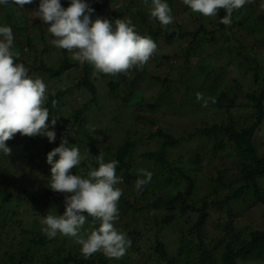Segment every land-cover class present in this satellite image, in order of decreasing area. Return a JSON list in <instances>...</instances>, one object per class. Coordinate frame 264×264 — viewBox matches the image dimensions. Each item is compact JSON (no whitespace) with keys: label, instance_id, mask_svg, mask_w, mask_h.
Returning a JSON list of instances; mask_svg holds the SVG:
<instances>
[{"label":"trees","instance_id":"1","mask_svg":"<svg viewBox=\"0 0 264 264\" xmlns=\"http://www.w3.org/2000/svg\"><path fill=\"white\" fill-rule=\"evenodd\" d=\"M11 1L12 0H10L7 5L0 4V20L2 19L0 21V26H11L15 42L17 40V35L26 36L21 38V40L27 41V48L17 43L16 45L15 42L14 48L15 51L20 53L16 62L18 63L19 61V63H23L29 70L30 76L35 78L36 75L42 74L52 80L57 81L59 79V84H62L61 78L66 75V73L75 68L84 71L83 77L85 81L79 82L77 88L83 89V92H88V96L92 99L90 103L85 104L82 108H76L74 114L69 116L74 118L78 125H81L79 129H87L86 124L89 123L87 111H89L92 105H98L101 97H103V99L106 98L110 103L117 101L121 102L124 106L128 105V107H125L130 109L132 113L130 119L133 120L135 127L131 124V128H134L127 132L126 140L122 142L123 144L116 152L119 161L117 170L128 177V179H133L130 174L131 167L128 160L133 155V150L137 146L138 139L146 135V132H142V136H139L138 131L143 130L144 125H156L153 119L142 116L141 114H146L147 111L156 113V111L163 107V104L140 103L141 99L144 97L142 93L143 88H141L140 85L145 83L146 73L144 71L140 72L138 68H132L131 70L133 73H137H135L136 76L131 83V91L128 93V98L119 99V95L123 93L125 85L120 80L129 79L127 74L132 76L133 73H131V70L127 73H119L115 76L101 73V76L93 77V66L89 63L81 65L78 61L70 57L68 58L66 56L68 50L65 49H60L62 50V52H60L64 56L56 67L45 61H39L40 55L36 53L37 49L40 48L39 45H41L42 42L46 44L48 38L54 39L47 30L48 26L39 18H36L33 12L38 9L40 0H33V3L26 4L23 8H20V6L16 5L14 2V4L10 3ZM119 1L124 4L122 9L119 11L114 10V12L110 14L111 7L115 6ZM176 1L177 0H163V2L168 3L171 7L172 15L177 6ZM86 2L95 10L92 14L93 20L97 16L106 17L108 19L112 17L115 20L118 18L126 19L136 15L137 18L135 21L131 19L136 26V30L139 31L141 35L151 36L157 45L161 44L169 47L175 42L186 41L187 43L185 42L184 45V50L186 52L183 64L187 68L194 65L196 70L195 74H192L190 82H185L186 86H182L181 88H185V90L188 91L187 95L193 97V101L190 102L194 105L196 101H201L197 99V93H200L205 98H215V103H212L210 100V105L214 108H222L223 104L229 100L234 105L252 111L251 115L254 122H248L250 123L248 126L241 125L245 119L248 121L246 118L247 116H238V118L231 119L227 125L219 123V121L206 123L200 129L195 128L190 137H197L198 139L204 137L212 138L215 143L213 149L216 153L229 148H234L237 152L236 158L241 168L239 174L240 187L233 189V184L228 185L225 181L232 167L234 168V164L231 165L232 167H228L224 176H220L213 180L214 185L212 186V193L214 195H218L222 188H227L228 186L229 192L226 193V200L233 201L243 198L252 191L257 199L264 205V156H260L255 145V138L258 130L261 131L260 134L264 135V131H262L264 127V0H248L242 8L234 10L232 24L230 26H225L219 22L227 14L224 9L218 10L217 16L205 17L201 13L193 12L190 7L187 6L184 8V12L188 13L186 17L188 21L180 22L176 20L174 14V22L168 26H162L158 19L152 18L150 13H147L149 11L148 5L151 4V0H148V5L144 3V0H86ZM61 4L64 8H67L70 4V0H61ZM34 19H36V21L32 23V27H34V29H36V27L41 28V31L35 32V34L40 35L37 36L35 44L32 38H30L32 34L28 33L30 30L26 27L28 25H20L21 22L30 24L31 20L33 21ZM193 27L196 28L193 29ZM243 36L250 37L246 38ZM26 49H28V51L24 52ZM47 50H49V48L44 49L43 52L47 54ZM209 50L213 51L214 56L217 55V59L226 62L228 67L234 68L238 65L243 76H250L258 87L249 89L244 99H242L243 94L239 91H234L230 94L231 90L217 87L215 85L217 76L216 68L213 64L214 57L210 55ZM26 55L34 56L35 64L31 65L28 60L23 58L26 57ZM177 67L173 64V69ZM262 75L263 81H261ZM99 77L104 79L105 85L108 84L105 80L107 77L114 78L106 87L107 93H101L98 89L97 79ZM155 78L160 85L167 83V79L162 80L160 77ZM93 82H95V84ZM236 82L239 83V78L237 79V76ZM193 84L197 86V89H192ZM47 87L49 88V85H47ZM73 90L72 88H67L65 91H59L55 95L51 94L45 102V106L51 109L49 116H59L57 119V129L65 134L67 127L63 114L65 113L66 115V112L62 109L65 105L63 98L65 95L71 94ZM53 100L57 101V106L55 108H52ZM228 107L229 106H227L226 109H229ZM216 115L217 114H213V119L215 120L217 117ZM85 119L86 123L83 124ZM48 123H50V118ZM208 125L209 127H207ZM149 135L150 139L155 140L159 138L162 140L159 151L150 152L145 155L146 158L156 162V165L154 164L155 168L163 164L164 160L168 158V150H173L180 145L185 146L189 143L187 139L177 138L161 129ZM28 138L32 145H36L40 135ZM226 140H228L230 144H228ZM55 141L61 144L62 139L57 135ZM19 142V138L13 141L15 147L18 146ZM100 151L101 150H98L91 144L87 146L88 158L85 159L82 164V177L87 178L89 164H91L93 168L99 167L95 161V156L99 155ZM106 151L110 153L112 149L107 148ZM191 156L201 161L199 154H192ZM183 165V163L180 165L172 164L173 168L170 169L172 172L171 174L172 176H179V179L177 183L171 180L172 183H175L174 186L169 185L171 186L170 190H168V188L163 190V192L167 194V200L162 196H158V193H155L156 200L149 201V193L147 192L146 186H143L142 190H137L134 186L135 190L138 192L137 195H133L135 204H132L124 195L120 197L117 207L118 215L121 219L127 218L129 214L137 216V213L148 210L149 213H151V209L158 211L161 207H166L173 213L164 218L160 223L159 221L157 222V218L153 219L150 214H148L147 217L149 218L150 216V220L148 223L143 224L144 227L142 228L136 227L133 224H130V226L127 225L128 230H125V233H127V237L131 239L132 244L127 248L126 254L123 257L119 259L109 258L105 256L103 252H97L85 259L81 253L82 246L77 244L74 238L68 239L67 236L58 233L55 238L50 239L42 230H24L21 241L15 245H10L11 252L7 256L9 260L8 264H134L130 262V260L131 255L135 253L140 255L139 260L142 259V262L148 263L153 261V257H150L149 254L148 256L145 255L146 252L142 250V244L144 246H151L148 250L154 251L157 255L155 258L160 264H183L181 259L192 252L196 254L198 263L192 262L191 259L187 257V261L191 264H238L239 260L242 261L245 256L249 257L250 255L252 256V254H257V256L251 257L253 259L251 261H259L261 255L258 254H264V229L252 232L251 239L244 240L241 234L234 233V228H230L231 234H229L230 229L226 232V236L229 234L230 237H225L224 240L218 241L217 244H209L207 242L206 226L212 217L210 209L222 206V202L219 200L213 202L208 201L205 202L201 208L198 207L197 203L192 200V195L196 192V185L190 175L184 171ZM197 166L199 167V164H197ZM180 178L183 179V183H189V187L186 190L179 189L182 183ZM152 180L156 188L159 182L155 179ZM130 185L133 184L131 183ZM1 191L10 193L8 185L0 180V192ZM19 197H21V195ZM6 200L7 197L5 198V201ZM141 200L145 201L146 205L138 209L137 204ZM31 202L34 206L41 209L50 210L51 208H58L62 212L65 211V194L54 192L50 187L45 188L44 191L39 189L34 192L31 197ZM177 211L178 214H176ZM187 214H194L197 216L196 222L187 231L188 234L180 232L173 240L163 235L171 228L172 224L179 222L181 219L180 216L183 218ZM231 214L232 213L229 212V215ZM85 215L87 220L84 228L88 229L93 224V218L87 216V213H85ZM151 219L154 224L151 223ZM4 223L6 227L8 223L6 221H4ZM95 227H99L98 221L95 223ZM150 233L156 234L155 239H152L155 241L153 245L150 243L147 244L146 241ZM195 240L198 242H194ZM173 248H178L177 254L175 255L171 254L173 253Z\"/></svg>","mask_w":264,"mask_h":264},{"label":"rangeland","instance_id":"2","mask_svg":"<svg viewBox=\"0 0 264 264\" xmlns=\"http://www.w3.org/2000/svg\"><path fill=\"white\" fill-rule=\"evenodd\" d=\"M10 3L14 4L13 0ZM176 5L175 11L173 12V15L175 14L174 16H176V20H179L180 22L188 21L186 18L188 13L184 12V8H186L187 5L183 3V0H177ZM123 6L124 4L119 1L115 6L111 7L110 14H112L114 10L119 11ZM147 13H149V11ZM136 18L137 16L135 15L126 19H132L135 21ZM109 19L114 20L112 17H109ZM34 21H36V19L33 21L31 20L30 24L21 22L20 25H28L26 26L30 29L28 33L32 34L30 38H32L33 43L35 44L37 36H40L35 34V32L41 31V28L36 27V29H34V27H32ZM194 28L196 27H193V29ZM138 33L140 34L139 31ZM23 37L26 36L17 35V40L15 42L14 39V42L15 44L17 43L18 45L27 48V41L21 40ZM243 37L248 38L250 36ZM51 40L52 39L48 38L46 44L42 42L36 53L40 55V58L38 57L39 61H45L56 67L64 55L61 53L62 50H60V48L52 45ZM185 42L186 41H178L169 47L158 44L156 53L147 62L143 70L139 69L140 72L144 71L146 73V79L145 83L140 85L141 88H143L142 93L144 97L141 101L139 99L137 100L140 101L141 104H163V107L156 111V113L147 111L146 114H141L142 116H147L148 118L153 119L156 125H144L143 130L138 131L139 136H142V132H146V135L138 139L137 146L133 150V155L128 160L131 167L130 174L133 179H128V177L117 170V175L122 177V181L116 185V187L123 190L122 196L124 195V197H127L126 199L132 204H135L133 195H137L138 192L135 190L134 186L136 185L137 179L146 178L139 173L140 169H144L152 173L151 181L145 185L147 192L149 193L148 200L155 201V193H158V196H162L167 200V194H165L163 190L166 188L170 190L171 186L169 185L174 186V183H177L179 179V176H172L171 174L172 172L170 169L173 168L172 164L180 165L183 163L184 171L190 175L196 185V192L192 195V200L197 203V206L201 208L204 203L208 201L213 202L219 200L222 202V206L210 209L212 217L206 226V236L208 237L207 242L209 244H217L218 241L224 240L225 237H230L229 234H231L230 232L232 228L235 230L234 233L241 234L244 240H250L252 232L264 229V205L262 202L257 199L252 191L246 194L243 198L228 201L225 199L226 193L229 192L228 186L227 188H222L218 195L212 193V186L214 185L213 180L220 176H224L228 167L234 164V168L231 166L232 169L227 175L225 181L228 185L233 184V189L240 187L239 174L241 168L238 165V159L236 158L237 152L234 148H229L216 153L213 149L215 143L212 138L204 137L198 139L197 137L191 138L190 136H192L195 128L200 129L206 123L219 121V123L227 125L231 119L238 118V116H247L246 118L248 121L245 119L241 125L248 126L250 125L248 122H254L251 115L252 111L234 105L229 100L223 104L222 108H214L210 105V100L206 107L202 106L204 102L203 100L200 102L196 101L195 105L190 102L193 101V97L187 95L188 91L181 87L186 86L185 82H190V78L193 73L195 74L196 69L194 65L187 68L183 64L186 52L184 50ZM46 48H49L47 54L43 52ZM27 51L28 49L24 52ZM209 53L214 57L213 64L216 68L217 76L215 85L217 87L231 90L230 94L234 91H239L243 94L242 99L246 98L249 89L258 87L250 76H243L238 65L234 67L235 69L230 68L226 62L217 59V55L214 56L212 50H209ZM66 56L72 59L71 53L68 52ZM23 58L28 60L31 65L35 64L34 56L26 55V57ZM173 64L175 67H179L173 69ZM83 72V70L75 68L66 73V75L61 78L62 84H59V79L57 81L52 80L42 74L35 76L41 78L46 84V101L51 94L55 95L59 91H65L67 88H72V90L75 89L71 94H67L63 98L65 105L62 109L66 112V115L63 113L66 120V134L57 129L58 120L55 127H51L52 116H49V130H54L56 132V137L59 135L61 139L67 138L69 145L76 144L79 147L82 156L87 153V146L91 144L103 152L106 162L111 160L118 161L116 152L123 144L122 142L126 140L127 132L135 127L133 120L130 119L132 113L130 112V109L127 108L128 105H125L127 106L125 107L121 102L117 101L110 103L106 98L103 99V97H101L99 104L96 106L92 105L89 111H87L89 122L86 124L87 129H79V126L81 125H78L75 122V119L69 116L74 114L76 108H82L85 104L90 103L92 99L88 96V92H83V89L77 88L79 82L81 83L82 81H85ZM131 73H133L132 70ZM135 73H133L132 76L127 74V77L129 78L127 80H120L125 85L123 93L119 95V99L128 98V93L131 91V83L136 76ZM98 76H101V73ZM236 76L237 79L239 78V83L236 82ZM155 77H160L162 80L167 79V83L160 85ZM105 80L109 84L114 78L107 77ZM261 81H263V75ZM93 83L95 84V82ZM108 84L105 85L104 79L101 77L97 79L98 89L101 93H107L106 87ZM47 85H49V88ZM192 89H197V86L193 84ZM206 92L208 94L207 90ZM204 99L208 98L204 97ZM227 106H229V109H226ZM213 114H217L216 120L213 119ZM84 123H86V119L83 124ZM131 124L134 125L133 128H131ZM207 127H209V125ZM159 129L172 134L177 138L187 139L189 143L185 146L180 145L176 149L168 150V158L164 160L163 164H160L155 168L154 164L156 165V162L146 158L145 155L160 150L162 140L159 138L155 140L149 138L150 133L156 132ZM262 131H264V127L262 128ZM260 133L261 131L258 130L255 138V145L260 156H264V135ZM17 138L20 139V142L18 146L15 147L13 141ZM226 142L230 144L228 140H226ZM6 144L12 151L9 156H6L0 151V180L8 185L10 193H6L7 191L0 192V264H8L9 260L7 259V256L11 252L10 245H15L21 241L24 230L40 231L44 227L41 224V219L49 210L34 206L31 202V197L37 190L42 189L44 191L45 188L49 187L51 165L47 163V154L54 148L60 146L56 141L50 142L46 136H40L36 145H32L28 136H24L20 133L15 134L12 139L6 141ZM107 148H111L112 151L107 153ZM192 154H199L201 161L197 160L198 158L191 156ZM58 159V155L54 157V160ZM83 162L84 160H82L81 164L76 168L74 167L71 170V174L82 175ZM197 164H199V167ZM152 179L159 182V185L156 186V188ZM171 180L175 182L172 183ZM181 182L179 189L186 190L189 187V183H183V179H181ZM131 183L133 185H130ZM20 195L21 197H19ZM6 197L7 200L5 201ZM145 205L146 202L141 200L138 202L137 208L141 209ZM51 209L54 214L57 213L58 215H62L64 213L58 208ZM151 210V213H149L148 210L137 213V216L129 214L125 219H121L118 215L119 218L114 222V226L119 231L125 232V230H128L127 225L130 226V224L140 228L144 227L143 224L148 223L150 216L153 219L157 218V222L159 221L160 223L164 218L173 214L171 213V210L166 207H161L159 209L160 211H155L154 209ZM229 212L232 214L229 215ZM148 214H150L149 218L147 217ZM176 214H178V211ZM180 218L181 219L178 223L172 224L171 228L163 234L164 236H168L173 240L180 232L188 234L187 231L197 220V216L194 214H187L183 218L180 216ZM4 221L8 223L6 227ZM151 223L154 224L153 220ZM229 229V234L226 236V232ZM155 235V233H150V236L146 239L147 244L150 243L153 245L155 243V241L152 240L155 239ZM67 238L71 239L72 237ZM194 242L197 243L198 241L195 240ZM141 246L142 250L146 252L145 255L148 256L149 254L150 257H153V261L148 263L142 262V259L139 260L140 255L135 253L131 255L130 262L134 264H160L155 258L157 255L154 251L148 250L151 246H144L143 244ZM172 251L173 253L171 254L175 255L177 254L178 248H173ZM258 255H261L259 261H251L253 260V257L257 256V254H252V256L250 255L249 257L245 256L242 261L239 260L238 264H264V254L259 253ZM187 257H189L192 262L198 263L196 254L192 252L181 259L183 264H191L187 261Z\"/></svg>","mask_w":264,"mask_h":264},{"label":"clouds","instance_id":"3","mask_svg":"<svg viewBox=\"0 0 264 264\" xmlns=\"http://www.w3.org/2000/svg\"><path fill=\"white\" fill-rule=\"evenodd\" d=\"M23 8L33 0H13ZM248 0H183L193 12L205 17L217 16L218 10H226V15L219 21L225 26L232 24L234 10L242 8ZM9 0H0L7 5ZM148 5V0H144ZM152 18L158 19L162 26L174 22L172 9L163 0H151L148 5ZM95 10L86 0H70L67 8L61 0H40L38 9L33 11L48 26V32L54 37L52 45L68 50L72 59L81 65L89 63L93 66V77L100 73L115 76L127 73L132 68L143 70L147 62L156 53L158 45L151 36L138 33L131 19L110 20L92 14ZM75 50V51H74ZM20 53L14 51V34L11 26H0V151L6 156L11 148L6 141L15 134L35 137L46 136L50 142L56 140V132L49 130L51 109L45 106L46 84L39 78L29 75L23 63H17ZM197 99L203 100L204 107L209 100L197 93ZM57 101H52V108ZM59 116L52 115L51 127L54 128ZM90 151V149H89ZM59 156L58 160L54 157ZM88 158L82 156L79 147L69 145L67 138H62L59 147L47 154V163L51 165L49 187L54 192L65 194V211L62 215L53 213L52 209L42 216V231L48 238L57 234L72 237L81 245V253L85 259L97 252L109 258L119 259L126 254L132 241L127 233L119 231L114 222L118 217V201L123 190L116 187L122 181L117 175L118 161L106 162L103 152L95 156L99 165L93 168L88 165L87 178L71 174V170ZM144 179H137L136 189L142 190L152 178V173L140 169ZM93 218V224L84 228L87 217ZM99 222V227L95 223Z\"/></svg>","mask_w":264,"mask_h":264}]
</instances>
